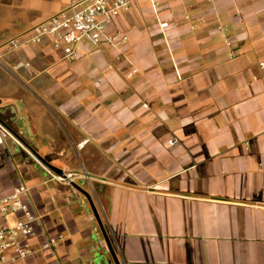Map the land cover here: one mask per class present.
Masks as SVG:
<instances>
[{"label":"crops","instance_id":"obj_1","mask_svg":"<svg viewBox=\"0 0 264 264\" xmlns=\"http://www.w3.org/2000/svg\"><path fill=\"white\" fill-rule=\"evenodd\" d=\"M70 2L0 0V121L25 148L4 136L0 194L41 216L28 263L264 264V0H131L127 43L75 62L7 49Z\"/></svg>","mask_w":264,"mask_h":264},{"label":"built area","instance_id":"obj_2","mask_svg":"<svg viewBox=\"0 0 264 264\" xmlns=\"http://www.w3.org/2000/svg\"><path fill=\"white\" fill-rule=\"evenodd\" d=\"M130 4L131 0H71L65 9L34 25L21 36L12 38L6 47L8 50H15L26 44L42 43L48 38L56 50L63 52L68 62L79 59L81 44L84 41L97 49H120L127 43L128 36L112 28L120 15L129 9ZM161 26L165 28L168 23ZM227 45L230 54L234 56L235 52L229 40ZM260 67L264 69L263 62ZM4 136L23 147L0 121V144L3 143ZM262 138L264 139V132ZM175 142V139L169 140L170 144ZM26 151L46 169L53 180L63 182L73 177L68 174V178H64L54 173L33 153L27 149ZM40 220L41 216L29 200L27 187L20 186L10 194H0V264H29L28 260L34 253L32 238ZM64 239L63 234L51 237L42 248L55 249Z\"/></svg>","mask_w":264,"mask_h":264},{"label":"water","instance_id":"obj_3","mask_svg":"<svg viewBox=\"0 0 264 264\" xmlns=\"http://www.w3.org/2000/svg\"><path fill=\"white\" fill-rule=\"evenodd\" d=\"M45 166H47L51 171H53L54 173L64 177V178H68L67 174L65 173V171L61 168H58V167H55L51 164H49L45 159H43L39 154H37L35 151L32 152ZM75 188H77L88 200L89 204H90V207L95 215V218L96 220L98 221L102 231H103V234L105 236V239L106 241L108 242V244H110L109 242V238L108 236L106 235L105 233V230H104V226H103V221H102V218L98 212V209L95 205V202L92 198V195L87 192L84 188H82L81 186L77 185V184H73ZM112 255H113V258H114V261H115V264H121L120 260L115 256V254L113 253L112 251Z\"/></svg>","mask_w":264,"mask_h":264},{"label":"rangeland","instance_id":"obj_4","mask_svg":"<svg viewBox=\"0 0 264 264\" xmlns=\"http://www.w3.org/2000/svg\"><path fill=\"white\" fill-rule=\"evenodd\" d=\"M42 157V156H41ZM43 158V157H42ZM44 159V158H43ZM42 169L44 170V171H46V169L44 168V167H42ZM62 169V168H61ZM82 171V170H81ZM47 172V171H46ZM94 199V198H93Z\"/></svg>","mask_w":264,"mask_h":264}]
</instances>
